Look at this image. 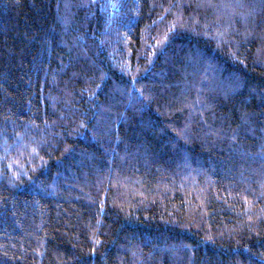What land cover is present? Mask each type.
Masks as SVG:
<instances>
[{
  "label": "trees",
  "instance_id": "16d2710c",
  "mask_svg": "<svg viewBox=\"0 0 264 264\" xmlns=\"http://www.w3.org/2000/svg\"><path fill=\"white\" fill-rule=\"evenodd\" d=\"M0 264H264V0H0Z\"/></svg>",
  "mask_w": 264,
  "mask_h": 264
}]
</instances>
